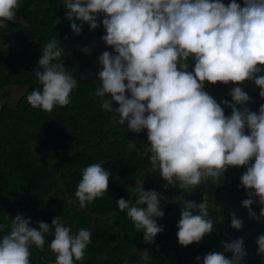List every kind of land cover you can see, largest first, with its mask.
I'll use <instances>...</instances> for the list:
<instances>
[{
  "label": "clouds",
  "instance_id": "obj_1",
  "mask_svg": "<svg viewBox=\"0 0 264 264\" xmlns=\"http://www.w3.org/2000/svg\"><path fill=\"white\" fill-rule=\"evenodd\" d=\"M75 34L88 23L112 51L98 56V84L93 95L100 107L118 114L114 121L127 130H147L144 155L151 170H158L166 180L163 187L177 186L191 192L209 182L220 185L230 166H247L239 177V187L247 192L242 205L250 216L264 217V103L251 110L252 99L242 83L254 81L264 98V0H63ZM21 0H0V30L17 19ZM102 17V20L98 18ZM94 43L81 49L91 53ZM65 48L53 36L43 43L37 67L33 70L38 87L26 95L33 108L51 112L55 106L72 102L77 79L63 61ZM194 61L191 70L190 62ZM233 82L231 99L217 101L206 89V82ZM113 101L118 106H113ZM222 105L231 108L225 114ZM133 147L136 145L133 144ZM111 172L102 163L81 168L74 196L81 209L105 196ZM132 199L119 197L116 205L126 213L143 241L152 243L164 226L157 218L165 215L161 203L168 197L144 187L136 180L129 189ZM182 202L177 221L178 243L187 246L200 242L214 230L210 206L221 205L203 196L200 201L173 197ZM262 205L259 215L252 205ZM231 226L243 227L242 218L230 213ZM224 219V217H223ZM222 219V220H223ZM22 213L0 223V264H31L32 248H45L46 235L53 238L48 248L55 254L51 264L83 262L86 248L92 243L93 228L73 231L57 215L51 224L35 222ZM224 251H209L198 264H244L247 249L243 236L222 240ZM257 253L264 256V233L258 235ZM147 250H142L138 264H147ZM230 252L231 256H226ZM121 264H130L127 258ZM135 264V262H134Z\"/></svg>",
  "mask_w": 264,
  "mask_h": 264
},
{
  "label": "trees",
  "instance_id": "obj_2",
  "mask_svg": "<svg viewBox=\"0 0 264 264\" xmlns=\"http://www.w3.org/2000/svg\"><path fill=\"white\" fill-rule=\"evenodd\" d=\"M238 2L243 5L244 0ZM62 3L63 0H21L17 15L24 20L8 21L6 30H0V223H8L11 216L19 212L30 216L36 227H39L36 221L51 224L53 217L60 215L73 231L80 227L93 228L92 243L86 248L85 259L76 264H121L125 258L130 264H138L142 250L148 251L147 264H192L197 256L202 258L209 251H219L222 240L240 236L248 241L245 260L259 256L257 238L264 233V217L257 221L241 203L247 198V192L239 187V177L247 166H230L218 186L209 182L207 186L202 184L191 192H183L170 185L160 191L162 181H155L156 170H151V163L144 155L145 144L149 143L147 130L135 133L127 130L126 124L123 127L115 123L118 114L103 110L100 98L93 95L92 89L99 81L88 70V59L90 55L97 58L106 49L112 51L111 46L100 39L105 31L102 23L90 29L85 22L82 32L75 34ZM53 36L60 39L65 48L63 61L77 79V87L71 93L69 105L55 106L51 112H46L31 107L26 95L39 86L33 70L43 43ZM93 43L91 53L81 50L84 45ZM193 64L191 61V68ZM236 83H242L252 97L248 102L250 109L258 110L264 103V98L259 96V86L251 80ZM232 86L233 82H206L207 91L218 102L231 99L228 90ZM10 88L25 89L19 97H14V103ZM113 106H118V102L113 101ZM224 109L226 115L230 114L229 106ZM97 162L111 172L108 191L104 197L81 209L74 196L81 168ZM136 180H144L146 189H155L169 198L167 203H161L165 215L157 218L164 226L163 231L152 243L143 241L142 230L137 231L116 205L119 197L135 202V194L128 188H134ZM225 193L228 206L242 218L243 227L237 230L231 226V217L222 205L221 209L210 206L214 230L200 242L179 244L176 232L182 202L178 199L173 203L172 198L183 195L200 201L204 196L210 204H218V196ZM260 207L258 203L252 205L257 215ZM52 238L46 235L43 250L33 246L31 264H51L55 259L48 248Z\"/></svg>",
  "mask_w": 264,
  "mask_h": 264
},
{
  "label": "rangeland",
  "instance_id": "obj_3",
  "mask_svg": "<svg viewBox=\"0 0 264 264\" xmlns=\"http://www.w3.org/2000/svg\"><path fill=\"white\" fill-rule=\"evenodd\" d=\"M17 18L19 20H22V21L24 20L20 15H17ZM100 67H101V65L99 64L98 57L96 58V57L90 55V57L88 59V62H87V68H88V70H90L92 72L94 78H96V76H97L96 73L99 71ZM10 89H12V91H13V94H12L13 95V99L11 100L12 103L15 102L16 98H14V97H19V94L21 95V93L25 90L23 88L16 89V90H13V88H10ZM17 91L19 93H16ZM1 94L2 93H0V95ZM223 106H224V108L227 107L226 105H223ZM126 123L127 122H125V124ZM154 179H155V181L157 180L158 182L162 181V184L160 185V191H163L164 190L163 185L166 183V180L159 175V171L158 170H156V172L154 173ZM218 201H219L218 204L222 205L225 209H227L228 217H231L230 213L232 212V209L227 204V201H228L227 194L225 193V194L219 195L218 196ZM251 224H253V223H251ZM255 224L257 226H259L258 223L255 222ZM252 226H255V225H252ZM244 241H245V244H248L247 240H244ZM219 251H221V252L224 251L223 245L220 246ZM225 255L226 256H231V253L230 252H225ZM248 263H251V264H264V256L259 255L255 259L249 260V261L244 259V264H248ZM102 264H108V263H102ZM192 264H197V260L193 261Z\"/></svg>",
  "mask_w": 264,
  "mask_h": 264
}]
</instances>
